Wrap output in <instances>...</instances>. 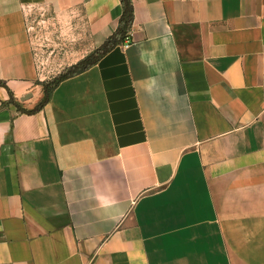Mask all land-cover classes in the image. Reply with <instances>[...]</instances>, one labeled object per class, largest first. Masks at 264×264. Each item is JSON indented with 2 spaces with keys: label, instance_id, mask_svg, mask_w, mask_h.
Returning a JSON list of instances; mask_svg holds the SVG:
<instances>
[{
  "label": "crops",
  "instance_id": "1",
  "mask_svg": "<svg viewBox=\"0 0 264 264\" xmlns=\"http://www.w3.org/2000/svg\"><path fill=\"white\" fill-rule=\"evenodd\" d=\"M131 1L128 42L25 112L28 9L98 47L123 8L0 0V264H264V0Z\"/></svg>",
  "mask_w": 264,
  "mask_h": 264
},
{
  "label": "rangeland",
  "instance_id": "2",
  "mask_svg": "<svg viewBox=\"0 0 264 264\" xmlns=\"http://www.w3.org/2000/svg\"><path fill=\"white\" fill-rule=\"evenodd\" d=\"M26 22L39 77L43 79L41 100L43 83L48 84L85 58L96 44L85 21L74 11L58 12L49 7L34 6L28 9ZM37 103L17 105L20 109H31Z\"/></svg>",
  "mask_w": 264,
  "mask_h": 264
},
{
  "label": "trees",
  "instance_id": "3",
  "mask_svg": "<svg viewBox=\"0 0 264 264\" xmlns=\"http://www.w3.org/2000/svg\"><path fill=\"white\" fill-rule=\"evenodd\" d=\"M122 4V14L119 19L118 26L116 30L109 35L102 44L96 47L93 52L88 54L85 58L74 64L67 71L62 72L57 77L54 78L53 81L48 84H44V95L43 98L31 109H21L25 112H33L41 109L45 103L49 100L50 94L52 90L64 79L76 75L90 66L94 65L104 54H106L109 50L115 47L117 44L124 41L126 34L128 33L130 26L133 21V4L131 0H120ZM0 83H3L0 80ZM11 101H15L14 97L11 95Z\"/></svg>",
  "mask_w": 264,
  "mask_h": 264
},
{
  "label": "built area",
  "instance_id": "4",
  "mask_svg": "<svg viewBox=\"0 0 264 264\" xmlns=\"http://www.w3.org/2000/svg\"><path fill=\"white\" fill-rule=\"evenodd\" d=\"M128 40V37H126V41ZM128 42V41H127Z\"/></svg>",
  "mask_w": 264,
  "mask_h": 264
}]
</instances>
